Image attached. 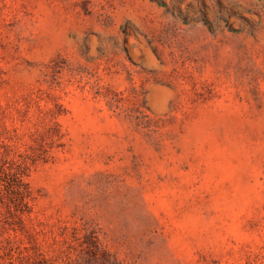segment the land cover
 <instances>
[{
	"label": "rangeland",
	"instance_id": "374dc122",
	"mask_svg": "<svg viewBox=\"0 0 264 264\" xmlns=\"http://www.w3.org/2000/svg\"><path fill=\"white\" fill-rule=\"evenodd\" d=\"M0 264H264V0H0Z\"/></svg>",
	"mask_w": 264,
	"mask_h": 264
},
{
	"label": "bare ground",
	"instance_id": "6f19581e",
	"mask_svg": "<svg viewBox=\"0 0 264 264\" xmlns=\"http://www.w3.org/2000/svg\"><path fill=\"white\" fill-rule=\"evenodd\" d=\"M168 98V97H167ZM162 99V98H161ZM162 101V100H161ZM163 103V102H162ZM155 105V104H154Z\"/></svg>",
	"mask_w": 264,
	"mask_h": 264
}]
</instances>
